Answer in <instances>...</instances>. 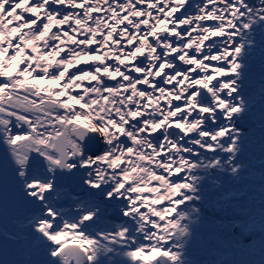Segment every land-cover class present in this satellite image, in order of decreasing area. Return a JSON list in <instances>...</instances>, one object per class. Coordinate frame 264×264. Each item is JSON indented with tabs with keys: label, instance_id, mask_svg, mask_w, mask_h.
<instances>
[{
	"label": "snow or ice",
	"instance_id": "6c2138e0",
	"mask_svg": "<svg viewBox=\"0 0 264 264\" xmlns=\"http://www.w3.org/2000/svg\"><path fill=\"white\" fill-rule=\"evenodd\" d=\"M0 264H264V0H0Z\"/></svg>",
	"mask_w": 264,
	"mask_h": 264
},
{
	"label": "bare ground",
	"instance_id": "6f19581e",
	"mask_svg": "<svg viewBox=\"0 0 264 264\" xmlns=\"http://www.w3.org/2000/svg\"><path fill=\"white\" fill-rule=\"evenodd\" d=\"M252 163L258 167V160L255 158V156L252 157ZM206 231H209V229H206Z\"/></svg>",
	"mask_w": 264,
	"mask_h": 264
}]
</instances>
